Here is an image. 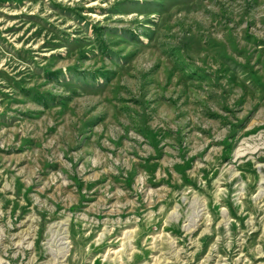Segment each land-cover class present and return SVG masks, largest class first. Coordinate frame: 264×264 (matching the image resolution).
<instances>
[{"label":"rangeland","instance_id":"1","mask_svg":"<svg viewBox=\"0 0 264 264\" xmlns=\"http://www.w3.org/2000/svg\"><path fill=\"white\" fill-rule=\"evenodd\" d=\"M0 264H264V0H0Z\"/></svg>","mask_w":264,"mask_h":264}]
</instances>
